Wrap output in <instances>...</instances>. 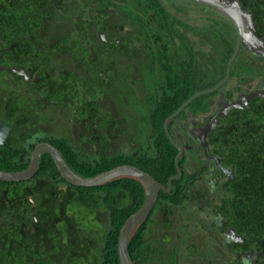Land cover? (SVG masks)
Here are the masks:
<instances>
[{
    "label": "flooded vegetation",
    "instance_id": "obj_1",
    "mask_svg": "<svg viewBox=\"0 0 264 264\" xmlns=\"http://www.w3.org/2000/svg\"><path fill=\"white\" fill-rule=\"evenodd\" d=\"M156 1L170 14L169 19L164 17L167 21L154 12L156 8L148 0H144L143 8L137 7L135 0H0V165L9 167L7 158L20 157L23 147L41 135L66 137L83 156L113 152L114 140L118 145L119 129L117 121H112L111 141L102 132L101 98L105 93L94 73L102 75V79L103 74L107 79L111 78L115 85L112 100L116 103H119V89H129L128 93L135 95L133 112L138 116L141 109L166 105L161 96L167 102L174 101V95L181 98L191 92L180 104L186 105L167 121L173 141L183 148L179 159L186 157L183 166L187 174L184 176L180 167L181 175L176 178L181 177L183 181H172L171 185L168 181L162 183L166 189H160L141 226L143 248L135 254L142 252V260L140 257L133 259L134 263L264 264V240L246 235L245 221L239 222L230 214L236 207L224 181L233 175L232 171L228 172L231 168L223 162L218 151L219 135L229 130L230 112L250 107H230L205 134L206 147L201 145L196 133V129L209 122L227 100L237 101L241 94L264 87V59L253 54L249 56L263 69L261 74L245 79L242 86L228 79L219 88L199 94H207L202 99L193 101L198 95L186 103L195 93L216 85L198 88L214 77L215 41L201 38L199 27L210 22L214 24L216 10L195 0ZM199 12L203 14L200 16ZM200 18L202 23L198 22ZM169 24L178 28L179 33H168ZM43 34L56 36V39H45ZM55 45L68 49L55 48ZM45 46L52 49H43ZM79 53L93 59L95 68L88 71L82 65ZM41 61H46L44 65L48 63L45 65L47 70ZM104 70L106 73H102ZM41 76L47 81L44 85H41ZM124 77L129 82L128 88L124 86ZM65 78L71 80L68 85ZM85 79L87 85H83ZM92 79L97 81L98 87L89 85ZM44 90L48 91L47 99L42 97ZM93 95L101 98L96 96L95 102L87 104ZM67 101L74 103V108L67 123L61 124L53 112ZM143 134L148 141L147 134ZM40 142L49 141L36 140L29 160ZM130 143L132 150L141 146L138 139ZM6 150L7 154L4 153ZM207 154L218 157L219 165H215ZM197 171L201 172L200 176ZM33 176L20 181H26L23 187L34 189L37 180ZM8 182L11 181L0 180V224H6V212L21 219L28 211L35 222L40 215L47 221L46 207L62 205L70 195L66 183L57 184L56 193H51L49 184L53 181L46 179L43 185L46 187L39 189L41 198L29 192L30 204H27L20 197L22 193L15 191ZM161 190L168 194L160 195ZM101 224L106 227V220ZM34 230L35 226L29 228L30 232ZM5 234V244L16 243V249L20 250L17 254L19 264H24L22 250L28 240H13L9 230L1 231L0 237ZM80 239L86 247L94 243L93 237L87 235ZM43 240L54 248L59 237H54L53 233L48 239L45 233ZM33 243L37 248L38 241ZM12 250L9 251L11 255L14 254Z\"/></svg>",
    "mask_w": 264,
    "mask_h": 264
},
{
    "label": "trees",
    "instance_id": "obj_2",
    "mask_svg": "<svg viewBox=\"0 0 264 264\" xmlns=\"http://www.w3.org/2000/svg\"><path fill=\"white\" fill-rule=\"evenodd\" d=\"M148 1L151 6L156 8L153 10L160 18L169 19L170 14L164 10L160 2ZM240 2L243 8L252 12L253 20L257 25L256 33L264 39V0H240ZM135 3L137 7L143 8L145 2L144 0H135ZM216 14L219 18L216 17L214 24L210 22L199 27L201 38H210L215 41L216 56L213 79L205 86L199 85V89L209 88L224 77L227 62L234 51L236 28L225 16L217 11ZM167 31L174 35L179 33V29L172 28L171 24H169ZM43 37L56 39V36L51 37L50 34H43ZM46 48L52 49V47L46 46L43 49ZM55 48L68 49L66 46L59 45H55ZM43 54H47L45 50ZM79 55L82 65L88 71L94 67L93 59L85 58V53H79ZM246 55L249 57L251 53L241 45L230 68L229 80H233L241 86L245 79L261 74L263 69L256 61L251 60ZM41 56L43 55L41 54ZM45 62L41 61V64L47 70L45 65L48 63L44 65ZM93 75L97 77V80L100 77L96 73ZM43 77L41 76V85L47 82ZM64 81L68 85L71 80L65 78ZM93 86L96 87L97 84ZM43 93L42 97L47 99L48 91L44 90ZM190 94L191 92L186 93L181 98L174 95L175 100L167 102L165 97L161 96L166 105L153 106L146 110L144 115H141V124L146 125L145 134L149 140L146 141L144 138L141 141V146L137 149L102 152L98 156L92 154L83 156L66 137L41 135L36 140H46L54 144L60 150L67 165L81 176L88 177L117 165L131 164L146 171L157 181L167 183L169 176L177 172L174 163L177 149L168 138L163 123L165 118L175 112ZM206 95H199L193 101L202 99ZM94 96H91L92 100H87V104L90 105L95 102L96 97ZM249 107L230 112L227 121L230 124L229 130L227 133L219 135L220 148L218 151L223 162L231 168L233 175L224 181L231 191V202L236 207V211L230 212L231 216L233 218L236 216L239 222L245 221L246 235L250 238L264 240V97L258 96L250 100ZM169 127L170 122L168 129ZM36 140L23 147L20 157L7 158L9 167L0 165V168L6 171L24 170L28 165L30 151ZM4 153L7 154L8 151L6 150ZM185 158L183 156L178 160L184 176L187 174L183 166ZM196 174L199 175L201 172L197 171ZM33 177L37 180V185H34V189L31 190L23 187L26 181L8 182L12 188H15V191L22 193L20 197L27 204H30L27 199L29 192L36 198H41L42 193L39 189L46 187L43 186L46 179L53 181L49 184L51 193H56L57 184L66 183L70 195L66 196L62 205L55 206L50 205L51 202L49 203L50 207H46L47 213L49 212L47 221H43L40 215L35 222L28 211L24 212L21 219H18L16 214L14 217L10 215V212H6V224H0V232L9 230L13 233V240L19 238L28 240V244L24 243L25 249L22 250L24 264H121L117 253L120 227L124 220L142 204L145 196L144 186L138 178L119 176L96 186H77L67 182L60 175L51 155L47 152L41 153L38 170ZM172 181L179 183L183 180L180 177L174 178ZM62 193L64 194V192ZM160 193V195L168 194L164 190H161ZM97 213L107 217L106 227H103L100 221L92 219ZM11 218L12 221H10ZM143 224L144 221L136 227L128 241V249L134 260H138L139 257L142 260V252L135 254V251L138 252L143 248V231L141 229ZM31 226H35L34 232L29 231ZM54 226L59 228L56 229ZM20 232L23 234H19ZM45 233L48 235V239L53 233L54 237H59L54 248L50 247L48 241H42ZM84 235L93 237L94 243L88 247L83 245L80 237ZM5 237L6 234L0 237V264H19L17 254L19 255L20 250L16 249V243L5 244ZM34 240L38 241L37 248L33 247ZM11 248L14 252L12 255L9 254ZM135 264L141 263L136 261Z\"/></svg>",
    "mask_w": 264,
    "mask_h": 264
},
{
    "label": "water",
    "instance_id": "obj_3",
    "mask_svg": "<svg viewBox=\"0 0 264 264\" xmlns=\"http://www.w3.org/2000/svg\"><path fill=\"white\" fill-rule=\"evenodd\" d=\"M198 3L205 4L212 7L217 12L225 16L236 28V40L234 51L229 58L226 66V71L224 77L210 90H203L192 95L186 103L198 96L199 94L215 90L224 84L230 76V68L233 60L239 52L241 45H243L251 54L264 59V39L259 37L256 33V23L253 20L252 12L243 8L240 0H195ZM264 96V87H259L250 91L249 93L241 94V97L237 101L228 100L224 103L218 113L205 125L196 129V133L201 139V145L206 147L204 136L211 127H213L219 117L224 115L230 107L239 108L245 105L249 106V100ZM186 104L181 105L173 114H171L164 121V127L166 134L168 135L171 142L177 147V153L175 155V166L177 172L170 176L168 179V184L171 185L172 180L181 175V169L178 164L179 156L183 150L181 146L176 144L167 128V121L171 117L175 116ZM1 122V121H0ZM2 124H4L2 122ZM7 128V126H6ZM206 151V148L204 149ZM42 152H47L51 155L60 175L69 183L77 186H96L104 183L108 180L119 176H134L138 178L145 189V196L142 204L132 212L122 223L118 239H117V253L121 264H135L134 260L128 249V241L132 232L136 227L149 215L155 200L157 199L160 189H166V187L159 181H157L152 175L146 171L140 169L139 167L131 164H121L114 166L110 169L98 172L92 176H81L73 171L63 159L59 150L49 142L38 143L32 153L27 167L22 171H5L0 169V180L5 181H22L27 180L32 177L38 169L39 157ZM208 155V154H207ZM209 158L213 159L215 165H219V158L213 155H208ZM225 170V169H223ZM227 170V169H226ZM228 172H231L228 169ZM31 200V198H30ZM234 239V238H233ZM264 244V241L262 242Z\"/></svg>",
    "mask_w": 264,
    "mask_h": 264
},
{
    "label": "rangeland",
    "instance_id": "obj_4",
    "mask_svg": "<svg viewBox=\"0 0 264 264\" xmlns=\"http://www.w3.org/2000/svg\"><path fill=\"white\" fill-rule=\"evenodd\" d=\"M200 16L203 14L200 13ZM217 18L218 15L215 14ZM196 21V20H195ZM198 22L202 23V18L198 20ZM105 68V67H104ZM102 73H106L104 70ZM102 75H100L99 79L97 80L98 83L103 84L101 87L104 89V95H102V98L98 95L97 98H101V105H103L102 109V119H103V127L102 132L104 133V136L106 138H109V140H112L111 131H112V125L111 122L116 120L117 126L119 129V138H118V145L117 140H114V149L113 151L117 150H132L131 140H139L142 141L145 138V135L143 133H146V125L143 123L141 124V115H144L146 113V110H139V116L136 114L134 110V101L133 97L135 96L133 93H128L129 89L122 88L119 89V103H116L115 100H112L113 96V88H115V85L111 81V78L107 79L106 74H103V79L101 78ZM105 78V79H104ZM125 78V77H124ZM122 80L124 81V86L129 87L128 80ZM121 79V78H120ZM97 81L94 79L89 80V85L97 84ZM83 85H87V80L85 79L83 81ZM124 92V93H122ZM72 108H74V103L71 101L65 102L62 106H59L57 111H54L56 121L62 122L61 124L67 123V119L69 117L70 111H72ZM49 115V114H48ZM136 134V135H135ZM73 136H76V133H72ZM71 135V137H73ZM74 138V137H73ZM99 215V216H97ZM78 217V216H77ZM106 216H101L100 213H97L95 216L92 217V219L100 221H107Z\"/></svg>",
    "mask_w": 264,
    "mask_h": 264
}]
</instances>
